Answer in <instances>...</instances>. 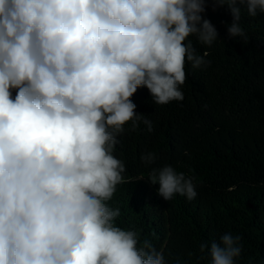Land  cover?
Masks as SVG:
<instances>
[{
  "label": "clouds",
  "instance_id": "1",
  "mask_svg": "<svg viewBox=\"0 0 264 264\" xmlns=\"http://www.w3.org/2000/svg\"><path fill=\"white\" fill-rule=\"evenodd\" d=\"M208 2L0 0V264H169L116 224L120 209L108 202L126 166L114 152L125 125L153 131L130 99L138 88L155 105L180 102L186 64L210 65L190 39H218L202 15ZM211 2L227 6L228 35L247 43L242 12L264 14V0ZM156 159L141 155L146 166ZM148 180L165 201L197 196L195 177L171 165ZM241 240L202 241L200 258L237 264Z\"/></svg>",
  "mask_w": 264,
  "mask_h": 264
},
{
  "label": "trees",
  "instance_id": "2",
  "mask_svg": "<svg viewBox=\"0 0 264 264\" xmlns=\"http://www.w3.org/2000/svg\"><path fill=\"white\" fill-rule=\"evenodd\" d=\"M218 32L209 47L190 37L198 54L207 51L210 65L186 64L183 101L155 105L146 87L130 98L136 113L152 121L118 137L114 155L124 161L125 182L109 201L120 209L116 224L137 230L164 253L169 264H207L199 244L219 240L225 232L242 237L237 264L264 262V14L241 24L244 43L228 35L232 16L227 6L209 0L202 14ZM15 95V93H13ZM157 159L145 165L141 155ZM171 165L195 177L197 196L189 201L175 195L165 201L159 185L148 180L152 168Z\"/></svg>",
  "mask_w": 264,
  "mask_h": 264
}]
</instances>
